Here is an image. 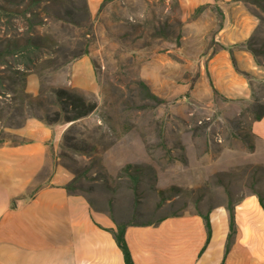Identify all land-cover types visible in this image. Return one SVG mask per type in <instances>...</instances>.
Wrapping results in <instances>:
<instances>
[{"label": "rangeland", "instance_id": "rangeland-1", "mask_svg": "<svg viewBox=\"0 0 264 264\" xmlns=\"http://www.w3.org/2000/svg\"><path fill=\"white\" fill-rule=\"evenodd\" d=\"M245 2L257 24L243 47L260 72L246 73L250 97L229 98L193 90L201 69L189 62L201 55L177 49L186 40L176 0H108L94 13L87 0H0V40L30 37L42 52L31 72L37 94L26 97L3 80L1 131L29 116L50 122L57 113L51 123L64 131L55 165L69 173L73 192L117 224L203 215L263 193L264 160L254 156L250 126L264 108V0ZM85 55L91 90L67 85L61 71ZM9 74L0 60V77ZM58 87L95 107L66 121L71 107L56 99Z\"/></svg>", "mask_w": 264, "mask_h": 264}, {"label": "crops", "instance_id": "crops-1", "mask_svg": "<svg viewBox=\"0 0 264 264\" xmlns=\"http://www.w3.org/2000/svg\"><path fill=\"white\" fill-rule=\"evenodd\" d=\"M103 0H87L89 11ZM183 15L177 47L198 54L189 62L201 69L193 90L229 98L250 97L246 73L259 75L243 47L257 24L245 0H176ZM203 55V56H202ZM64 82L91 90L94 70L88 56L62 69ZM35 74L25 90L37 94ZM198 94V93H197ZM254 156L264 160V115L250 126ZM64 126L29 116L0 129V264H125L109 229L116 222L91 206L81 194L69 193L70 175L55 165ZM264 192H250L231 204L235 233L225 252L229 214L218 205L207 214L210 236L201 214L182 212L157 221L127 223L124 239L133 264H264Z\"/></svg>", "mask_w": 264, "mask_h": 264}, {"label": "trees", "instance_id": "trees-1", "mask_svg": "<svg viewBox=\"0 0 264 264\" xmlns=\"http://www.w3.org/2000/svg\"><path fill=\"white\" fill-rule=\"evenodd\" d=\"M108 1V0H103ZM246 1V0H245ZM259 1V0H256ZM41 38V37H40ZM0 60L2 63H4L10 74L6 77H0V88L3 87V80L6 79L9 81V85L7 86L9 89L13 90L15 85H20L21 92L26 97H31L26 91H25V82L26 77L28 74H30L32 71V68H35L37 60L41 56V49L40 46L36 44L33 39L30 37L25 39L24 42L20 41V37H8L5 39L0 40ZM252 51V49H250ZM10 58V59H9ZM56 59L51 60L48 59L46 62H54ZM64 61L62 64L66 63ZM55 95L56 99L62 106V108H65L66 106L71 107L72 115L66 116V121H73L78 118H81L88 114L93 108L95 107V103H90L87 101L84 96L74 92L69 91L65 88L58 87L55 89ZM157 98V97H153ZM264 115V108H262L259 112H257L253 118V120H259ZM57 118V113L54 112V117L51 119L50 122H46L48 124H52L51 122H54ZM65 189L69 193L73 194H79L75 193L72 190V182H68L65 184ZM259 202L262 207H264V201L263 196L259 195ZM229 214V233L227 235V242L225 246V252L228 250L230 241L232 236L235 233L234 228V219H233V209L231 205L226 206ZM204 220V224L207 231V241L210 236V226H209V219L207 214L201 215ZM127 223H119L116 224L114 229H109L110 232L113 235V238L117 244V246L120 248L123 260L125 264H133V261L131 259V255L129 252V249L127 247V244L124 239V230Z\"/></svg>", "mask_w": 264, "mask_h": 264}]
</instances>
